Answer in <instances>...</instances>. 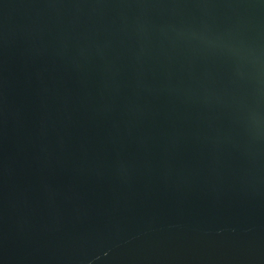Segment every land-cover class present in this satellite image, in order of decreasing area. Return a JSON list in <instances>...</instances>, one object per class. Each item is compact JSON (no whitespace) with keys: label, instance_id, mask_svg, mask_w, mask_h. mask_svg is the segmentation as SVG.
I'll list each match as a JSON object with an SVG mask.
<instances>
[{"label":"water","instance_id":"95a60500","mask_svg":"<svg viewBox=\"0 0 264 264\" xmlns=\"http://www.w3.org/2000/svg\"><path fill=\"white\" fill-rule=\"evenodd\" d=\"M0 264H264V0H0Z\"/></svg>","mask_w":264,"mask_h":264}]
</instances>
